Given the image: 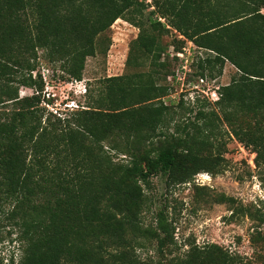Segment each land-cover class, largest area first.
<instances>
[{"label": "trees", "instance_id": "obj_1", "mask_svg": "<svg viewBox=\"0 0 264 264\" xmlns=\"http://www.w3.org/2000/svg\"><path fill=\"white\" fill-rule=\"evenodd\" d=\"M153 1V14L207 51L198 76L226 62L236 68L217 90V108L205 110L196 99L195 107H184L194 115H180L173 130L172 108L163 102L167 87L143 71L102 78L86 90V105L66 116L41 105L39 53L81 80L96 38L118 18L140 30L126 62L141 66L150 57L163 67L156 33L169 29L126 16L137 0H0V219L17 229V264H240L215 243L187 244L165 262H145L136 250L160 240L157 227L145 222L149 178L184 183L200 172L219 173L221 125L264 166V0ZM20 86L37 93L19 97Z\"/></svg>", "mask_w": 264, "mask_h": 264}, {"label": "rangeland", "instance_id": "obj_2", "mask_svg": "<svg viewBox=\"0 0 264 264\" xmlns=\"http://www.w3.org/2000/svg\"><path fill=\"white\" fill-rule=\"evenodd\" d=\"M153 3V0H137L134 4L136 11L126 16L143 23L144 27L149 26L150 20L166 24L165 17L158 12L152 13L155 11ZM261 11L264 12V8ZM166 27L168 32L156 33L160 45L157 49L158 63L163 67H154L150 57H145L141 66L133 60L126 62L140 31L136 23L126 17L116 19L105 34L96 38V54L86 58L81 80L67 78L60 63H51L39 53L37 67L44 65L42 68L48 70L49 79V84L44 83L40 93L41 105L57 115L66 116L86 105V90H95L102 78L143 71L150 76L151 82L168 89L163 102L173 111L174 119L168 123L169 130H173L172 125L180 115H194L195 110L190 113L184 107H195L196 99L205 110L217 108L213 105L215 100L211 99L212 92L228 84L236 68L226 62L221 69L217 66L211 72L205 70L202 77L205 84L196 88L201 78L197 73L199 58L205 57L207 51L185 40L168 24ZM180 47L182 49L179 50ZM137 52L132 49L130 58L133 59ZM35 93V88H19V97ZM180 102H183L181 109L178 108ZM220 128L221 135L215 141V152L220 156L219 173L200 172L184 183H175L164 175L155 174L145 184L151 207L145 222L157 227L160 237L159 241H144L146 247L136 250L145 262H165L172 250L185 252L187 244L215 243L238 255L240 264H264V166L256 165L255 153L250 146L237 140L224 124ZM116 157L118 160L122 156L117 154ZM222 196L230 199H222ZM16 235L13 223L1 218L0 261L4 264L11 258L13 264H17L21 257ZM171 238L174 243H171ZM157 244H164L163 252L159 251ZM167 244H176L177 247Z\"/></svg>", "mask_w": 264, "mask_h": 264}, {"label": "built area", "instance_id": "obj_3", "mask_svg": "<svg viewBox=\"0 0 264 264\" xmlns=\"http://www.w3.org/2000/svg\"><path fill=\"white\" fill-rule=\"evenodd\" d=\"M41 74H42V79L44 81V83L46 85L49 84V79H48V70L46 68H42L41 70ZM203 84H205L204 79L200 78V82H197L196 88H198L199 86H204ZM195 87V86H194ZM83 90L85 91V86H83ZM212 100H218L219 99V94L218 92H216L215 90L212 92ZM200 177V176H198Z\"/></svg>", "mask_w": 264, "mask_h": 264}]
</instances>
